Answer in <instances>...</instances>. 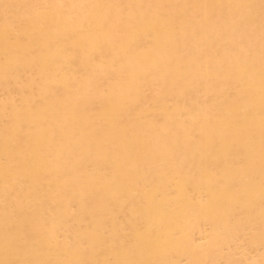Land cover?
<instances>
[{"label": "bare ground", "instance_id": "1", "mask_svg": "<svg viewBox=\"0 0 264 264\" xmlns=\"http://www.w3.org/2000/svg\"><path fill=\"white\" fill-rule=\"evenodd\" d=\"M0 264H264V0H0Z\"/></svg>", "mask_w": 264, "mask_h": 264}]
</instances>
